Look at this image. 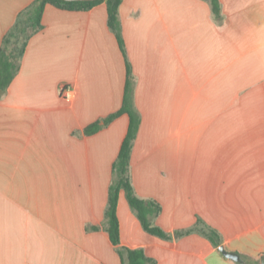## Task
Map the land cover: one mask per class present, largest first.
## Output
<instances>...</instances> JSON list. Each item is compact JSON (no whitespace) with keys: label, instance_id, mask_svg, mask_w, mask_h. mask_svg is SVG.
Listing matches in <instances>:
<instances>
[{"label":"crops","instance_id":"1","mask_svg":"<svg viewBox=\"0 0 264 264\" xmlns=\"http://www.w3.org/2000/svg\"><path fill=\"white\" fill-rule=\"evenodd\" d=\"M219 1L216 19L207 0H121L126 57L105 1L85 11L45 5L0 91V264H126L104 212L129 116L103 119L122 106L127 60L141 116L130 181L160 205L152 223L171 237L146 232L120 191L119 245L155 264H262L264 0ZM34 2L0 0V49Z\"/></svg>","mask_w":264,"mask_h":264},{"label":"trees","instance_id":"2","mask_svg":"<svg viewBox=\"0 0 264 264\" xmlns=\"http://www.w3.org/2000/svg\"><path fill=\"white\" fill-rule=\"evenodd\" d=\"M105 1L107 8V23L115 33L120 49L126 57L124 40L122 36L121 24L119 20L118 9L121 0H94V1H65V0H35L30 8L21 13L15 25L3 37L2 46L0 49V91H4L13 80L19 68V58L26 46L28 38L41 27V17L46 4H51L55 7L72 10L85 11L95 5ZM211 12L216 19L221 18V3L219 0H207ZM22 37L19 49L14 52L8 49V45L12 43V39L17 35ZM16 39V38H15ZM127 77L125 83L124 97L122 106L116 112L108 115L103 119V123L107 124L115 117L122 113H127L129 116V124L127 133L121 143L117 157L112 165V181L108 189L107 205L104 212V229L109 235L111 242L117 246V251L121 259L126 264H155L154 259L145 255L140 248H127L120 246L119 221L117 217V203L119 192L124 191L127 202L133 213L141 223L142 228L155 236L168 239L171 236L160 227L152 223V218L157 216L160 211V205L151 199L139 198L133 189L130 181L129 167L130 154L133 141L135 139L141 116L133 103V79L130 68V63L126 61ZM98 121L89 124L85 127L86 134H92L100 128ZM91 228H95L92 226ZM201 233L209 238L215 245L220 244L219 234L215 229L207 226H202L198 229ZM190 230L176 231L174 236L178 237L188 233Z\"/></svg>","mask_w":264,"mask_h":264},{"label":"water","instance_id":"3","mask_svg":"<svg viewBox=\"0 0 264 264\" xmlns=\"http://www.w3.org/2000/svg\"><path fill=\"white\" fill-rule=\"evenodd\" d=\"M65 1H94V0H65ZM218 250L226 257L233 259L235 261H241L238 253L233 251H227L223 245L218 246ZM261 263L264 264V256L261 257Z\"/></svg>","mask_w":264,"mask_h":264},{"label":"built area","instance_id":"4","mask_svg":"<svg viewBox=\"0 0 264 264\" xmlns=\"http://www.w3.org/2000/svg\"><path fill=\"white\" fill-rule=\"evenodd\" d=\"M60 95L64 101L70 102L73 98V89H72L71 85H69V84L64 85L61 88Z\"/></svg>","mask_w":264,"mask_h":264},{"label":"rangeland","instance_id":"5","mask_svg":"<svg viewBox=\"0 0 264 264\" xmlns=\"http://www.w3.org/2000/svg\"><path fill=\"white\" fill-rule=\"evenodd\" d=\"M15 38H13L12 43L8 45V49L13 50L14 52L19 49L22 41V37L19 34Z\"/></svg>","mask_w":264,"mask_h":264}]
</instances>
